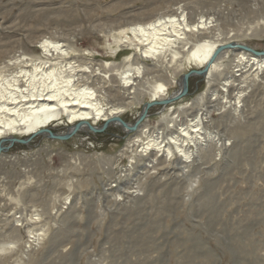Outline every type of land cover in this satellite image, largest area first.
Wrapping results in <instances>:
<instances>
[{
  "label": "rangeland",
  "instance_id": "obj_1",
  "mask_svg": "<svg viewBox=\"0 0 264 264\" xmlns=\"http://www.w3.org/2000/svg\"><path fill=\"white\" fill-rule=\"evenodd\" d=\"M172 10L191 23H216L224 41L264 50V0H0V61L39 53L38 42L47 38L120 63L129 51L114 53L108 30ZM238 50L220 59L221 72L210 83L193 74L183 100L146 113V134L164 128L169 136L176 128L167 126V116L180 105L183 124L204 109L205 137L185 147L189 159L178 152L140 153L132 141L145 135L112 125L67 140L36 133L14 137L26 142H5L0 264H264V65L239 69ZM154 61L147 62L152 78L141 88L164 82L170 96L178 89L172 71L197 67ZM229 76L230 105L221 98ZM213 90L221 97L210 100ZM114 94L111 104L129 103ZM148 98L131 99L121 119L135 122ZM65 123L63 117L47 129L62 132ZM118 180L130 184L108 189ZM133 187L136 195L127 194Z\"/></svg>",
  "mask_w": 264,
  "mask_h": 264
},
{
  "label": "bare ground",
  "instance_id": "obj_2",
  "mask_svg": "<svg viewBox=\"0 0 264 264\" xmlns=\"http://www.w3.org/2000/svg\"><path fill=\"white\" fill-rule=\"evenodd\" d=\"M190 20L185 13L177 15L172 10L152 19L150 17L147 20L129 22L117 29L110 28L108 32L114 45L112 51H129L120 63L102 62L91 51H84L85 55L70 43L47 38L38 42L39 53H34L32 49L33 53L23 51L7 55L6 59L0 61V140L8 141L18 135L29 136L65 117V129L56 132L57 135L67 134L77 123H82L78 131L94 132L88 125L98 128L99 122H108V126H117L126 133L139 130L145 135V140L138 138L132 141V146L140 145V153H164L167 156L178 152L185 159H189L191 152L185 147L195 146L196 142L204 140L205 137L201 135L204 132L203 122L206 121V117L201 116L203 108L183 124L179 123L181 120L177 112L185 105H180L176 109L177 115L174 112L167 116V126L176 128V134L169 136L165 134L164 128L155 135L146 134L147 129H143L146 114L134 130L130 127L135 122L127 123L120 115L132 105L137 95L146 93L149 98L142 104L136 120L142 115L147 103L161 101L180 93L191 75H202L210 83L214 73L221 72L220 59L229 52L233 53V48L215 52L220 46L233 45V42L224 41L216 23L206 19L191 23ZM237 53L239 69L251 65L260 68L264 65V55L257 56L241 50ZM154 60L161 65L167 62L166 67H171L176 61L181 62L179 66L187 62L190 65L194 63L197 67L180 73L175 69L172 71L170 77L174 79L178 89L170 96L164 82L141 88V81L149 83V78H152L149 77L152 73L147 62ZM87 61L89 62L84 63ZM204 69V72L198 73ZM187 74L189 76L185 78ZM91 78H96L101 86L97 87V82H90ZM224 78L221 86L223 97L214 90L208 96L210 100L221 97L230 105L231 101L225 95L233 85V78ZM108 84L112 85L107 90ZM116 92L130 98L126 106L110 103L108 97ZM206 94L204 91L201 95ZM180 100L183 99L177 102ZM234 102L239 103V96ZM172 104H168V108ZM43 134L47 136V133ZM153 149L155 152L152 153ZM136 191V187H133L127 194L136 195Z\"/></svg>",
  "mask_w": 264,
  "mask_h": 264
},
{
  "label": "water",
  "instance_id": "obj_3",
  "mask_svg": "<svg viewBox=\"0 0 264 264\" xmlns=\"http://www.w3.org/2000/svg\"><path fill=\"white\" fill-rule=\"evenodd\" d=\"M226 48H233V49H239L241 51H246V52H249V53H252L254 55H257V56H260V55H264V50H261V51H257L249 46H246L244 44H239V43H233V45H230V44H226L224 46H220L215 53L223 50V49H226ZM204 70H201L199 71L198 73L200 72H204ZM191 74V72H190ZM189 76V74H187L185 76V78H187ZM187 94V83L186 85L183 87V89L181 90L180 93L176 94L175 96H171L167 99H164V100H161V101H155V102H149L146 104V107L144 109V111L142 112V115L139 117L138 120L135 121V123L133 124V126L130 127L131 130H134L136 128V126L141 122V120L143 119V117L145 116V114L147 113V110L148 108L152 107V106H155V105H166V104H169L171 102H174V101H177L179 99H181L183 96H185ZM82 123H77L67 134H63V135H57L55 132H51V130L49 129H42V130H39L37 133H47V135L50 137V138H53V139H58V140H67L69 139L70 137H72L73 135L76 134V132L79 130V127ZM108 126V122H104L103 125L99 128H95L93 126H90L88 125L89 129L94 131V132H101L103 131L106 127ZM36 133H33L31 136L35 135ZM13 141H19V142H26L27 140L25 139H17V138H12L8 141L6 140H0V153H2L6 148L7 146L3 145V143L5 144V142H13Z\"/></svg>",
  "mask_w": 264,
  "mask_h": 264
},
{
  "label": "built area",
  "instance_id": "obj_4",
  "mask_svg": "<svg viewBox=\"0 0 264 264\" xmlns=\"http://www.w3.org/2000/svg\"><path fill=\"white\" fill-rule=\"evenodd\" d=\"M121 181V182H120ZM118 180V181H113L112 183H111V185H108V189H112V190H118L119 188H121L122 189V187H124V186H127V185H129L130 183H127V182H125V181H123V180ZM123 190V189H122ZM121 193H122V191H121ZM123 195H124V197H122L121 196V200L123 199V198H126V194H124V193H122Z\"/></svg>",
  "mask_w": 264,
  "mask_h": 264
}]
</instances>
